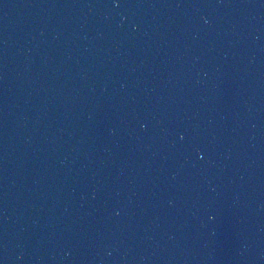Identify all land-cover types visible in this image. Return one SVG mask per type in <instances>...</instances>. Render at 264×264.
<instances>
[{
	"label": "water",
	"instance_id": "obj_1",
	"mask_svg": "<svg viewBox=\"0 0 264 264\" xmlns=\"http://www.w3.org/2000/svg\"><path fill=\"white\" fill-rule=\"evenodd\" d=\"M0 264H264V0H0Z\"/></svg>",
	"mask_w": 264,
	"mask_h": 264
}]
</instances>
